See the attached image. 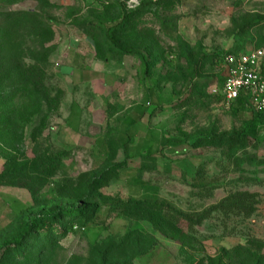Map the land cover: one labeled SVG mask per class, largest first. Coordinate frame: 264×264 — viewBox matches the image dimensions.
<instances>
[{
	"label": "rangeland",
	"instance_id": "obj_1",
	"mask_svg": "<svg viewBox=\"0 0 264 264\" xmlns=\"http://www.w3.org/2000/svg\"><path fill=\"white\" fill-rule=\"evenodd\" d=\"M123 7L132 17L115 31L120 45L144 53L150 86L175 99L147 119L149 126L186 147L171 153L177 162L166 170L141 172L158 190H152L155 197L140 194L146 204L133 202L122 177L108 171L122 152L116 147L105 156L101 141L94 142L116 124L107 113L121 108L123 114L148 99L142 62L115 50L107 63L78 55L89 51L83 40L88 32L96 34L93 49L105 57L104 28L94 27L121 21L122 6L97 11L83 0H0V13L36 11L53 19L52 30L43 33L53 40L36 55H49L40 90L50 102L32 116L37 103L22 97V89H7L0 99V218L15 215L0 231V244L18 234L16 210L33 200L39 206L71 197L92 206L86 230L77 219L64 218L11 248L0 264H264V137L230 142L243 123L234 112L237 102L222 92L225 68L219 61L227 53L264 50V0H127ZM101 71L103 79L76 85L81 72ZM74 103L83 108L81 134L67 120ZM238 192L258 195L252 215L228 201L226 209L203 218Z\"/></svg>",
	"mask_w": 264,
	"mask_h": 264
},
{
	"label": "trees",
	"instance_id": "obj_2",
	"mask_svg": "<svg viewBox=\"0 0 264 264\" xmlns=\"http://www.w3.org/2000/svg\"><path fill=\"white\" fill-rule=\"evenodd\" d=\"M108 1L109 3L105 4V9L116 2H119L120 6H122L123 16L121 21L115 25L107 26L106 28L97 24L94 28H104V35L106 41L109 43V48L106 50L108 54L115 50L121 54L140 58L142 62V81L148 93V99L135 108V118L133 122L125 131H118L119 143L125 151L128 152V149L129 151L132 150L131 145L134 139L136 141V138L140 137L139 142L135 145V157L144 158L164 157L162 154L164 150H170L171 152L184 150L186 143L182 139L178 137L155 136L150 133L149 125H144V119L147 115L152 117L154 112L165 110L174 103L175 99L173 95L166 96L163 93H159L153 85L150 86V61L144 53L120 45L115 31L119 27L125 25L132 17V14L127 13L126 8L123 7L126 1ZM52 23V18L44 16L41 12L39 13L36 11H8L0 13V99L3 98L2 94L7 89H22V97L26 98L31 103H37V109L32 113V116L36 112H42L44 104L50 102L49 93L46 92V90H40L45 89L49 55L46 54L43 58L37 57L36 55H41L40 49L47 52V50H45L46 44L53 39H44L43 33L52 30ZM92 26L90 25V27ZM91 35L95 36L96 34ZM227 54H225L224 57ZM224 57L220 58L219 61H223ZM216 61H218V59H216ZM226 75L227 73L225 71L222 78L224 82L226 80ZM33 95H35L34 98ZM7 98L13 104H16V99L14 97L11 98L8 96ZM247 101L246 98H239L234 101L237 102L234 107V112L243 123V129L240 133L230 138V142L233 145L246 144L249 139L259 140L261 137H264V110L257 112L247 108ZM150 107H153V112H151ZM148 134L150 137H147ZM122 166L123 165L118 164L114 166L116 171H114L112 167L108 171L115 176L121 177ZM94 185L97 184L92 183V186ZM108 185L109 183L99 186ZM54 192L55 191L52 190L54 197L57 198ZM257 196L256 193L238 192L236 195L227 198L221 204L208 210L203 218H207L213 210L226 209V202L228 201H233L229 206L234 208L237 212L250 216L257 209ZM134 200L133 202L136 204L148 203L143 201L144 199ZM129 202H131V199ZM34 203L33 200L32 204L20 209L18 212V218L21 221L18 234L4 240L0 244V263L11 251V248H21L26 240L33 234L49 232L56 222L64 218L77 219L81 224V229L86 230L88 224L87 220H89L88 218L90 217L92 206L84 202V200L69 197L64 200L57 199L48 205L36 206ZM186 216L190 218L188 215ZM80 226L77 224V227Z\"/></svg>",
	"mask_w": 264,
	"mask_h": 264
},
{
	"label": "crops",
	"instance_id": "obj_3",
	"mask_svg": "<svg viewBox=\"0 0 264 264\" xmlns=\"http://www.w3.org/2000/svg\"><path fill=\"white\" fill-rule=\"evenodd\" d=\"M83 2L85 3V5L88 8L91 9H95V10H103L105 9V4L109 3L108 0H83ZM83 40H86L88 42L89 45V51H87V53H78V55H80V58L82 60H90L92 62H99V63H107L110 61L109 57H108V53L106 52L105 57H102L97 51L96 49V37L89 34V33H83ZM78 42V41H76ZM80 44V43H78ZM92 46V48H91ZM95 50V51H94ZM94 51V52H93ZM81 69V68H80ZM85 69V68H83ZM88 69V68H87ZM91 70V69H90ZM80 71V70H77ZM84 74V73H83ZM82 76H85L83 78H81ZM80 76L78 75V81L76 83V85H81V84H90L92 81L94 80H99V79H103L105 76V73L103 71L97 73V72H90L87 75H82V72L80 73ZM143 103V102H141ZM141 103H137L135 105L132 104L128 110L126 112H124L122 114V112L124 111L123 109H119L120 111L115 112L114 114H108V119L112 120V119H116V124L115 125H111L109 123V127L106 129V133H101L98 136H96V140L94 142V145L96 144L97 141H101L100 144V151L103 155H110L111 153V149L112 148H116L118 147L120 149V152H122V160H120L117 164H121L123 165L121 168V177L123 179V181L125 182V185L129 188L130 190V196L133 199H141L139 197L141 193H145L146 194H152V196L155 197V194L152 193V190H158L157 187H153L151 186V184L148 182V180H146L143 176H141V172L142 171H146V169H151L154 171H164L166 170V167L170 164H173L174 162H177L176 160L172 159L171 157V153H177V152H171L169 151L168 153L166 152V150L163 151V155L164 157H157V158H144V157H135V145L139 142L140 137L136 138V141L134 139L133 144L131 145L132 150L128 152L125 151V149L121 146V144L119 143V137H118V131H125L128 126L133 122L134 118H135V108L137 107V105L141 104ZM77 103L72 104L71 106V111H70V115L68 116L67 120L69 122V125L71 127H73L74 131L78 134H81V129H79L80 123L83 121L82 119V115H83V108H81L79 105V107L81 108V120L80 122L76 123L75 121L72 120L73 116L76 115V110L75 108H79L77 106ZM151 112H153V107H150ZM159 112V111H156ZM154 112V113H156ZM154 115V114H153ZM152 115V116H153ZM150 115H147L144 119V125H149L147 119L150 118ZM82 125V123H81ZM108 126V125H107ZM150 133H152L155 136L161 137V135H159L158 133H156L152 127H150ZM135 133V130H134ZM147 137H150L149 134ZM116 143V144H115ZM155 144V141H154ZM65 150H67L68 152H70V150H72V148H70V146L68 147H64ZM120 156V154L118 155V157ZM140 160V161H145L144 165H139V166H135V161ZM116 164V165H117ZM115 165V166H116ZM151 192V193H150ZM158 196V195H157ZM28 206V205H26ZM26 206H21L19 209L16 210V216H18V212L20 211V209L26 207ZM15 215L12 214L10 217H1L0 218V231L2 229L5 228V226H7V224H10L11 222H13L15 219L14 217Z\"/></svg>",
	"mask_w": 264,
	"mask_h": 264
},
{
	"label": "built area",
	"instance_id": "obj_4",
	"mask_svg": "<svg viewBox=\"0 0 264 264\" xmlns=\"http://www.w3.org/2000/svg\"><path fill=\"white\" fill-rule=\"evenodd\" d=\"M127 1V0H122ZM136 1V0H128ZM227 73L222 92L228 101L246 98V107L264 110V50L229 53L223 60Z\"/></svg>",
	"mask_w": 264,
	"mask_h": 264
}]
</instances>
